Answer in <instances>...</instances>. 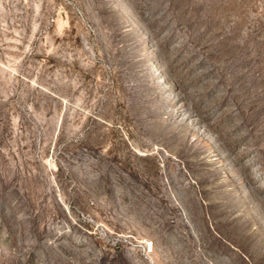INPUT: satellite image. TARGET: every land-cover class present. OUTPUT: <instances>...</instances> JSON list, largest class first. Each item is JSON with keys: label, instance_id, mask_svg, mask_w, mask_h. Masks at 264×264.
<instances>
[{"label": "rangeland", "instance_id": "374dc122", "mask_svg": "<svg viewBox=\"0 0 264 264\" xmlns=\"http://www.w3.org/2000/svg\"><path fill=\"white\" fill-rule=\"evenodd\" d=\"M0 264H264V0H0Z\"/></svg>", "mask_w": 264, "mask_h": 264}, {"label": "built area", "instance_id": "2783aa9c", "mask_svg": "<svg viewBox=\"0 0 264 264\" xmlns=\"http://www.w3.org/2000/svg\"><path fill=\"white\" fill-rule=\"evenodd\" d=\"M148 245H152V241H149V242H148Z\"/></svg>", "mask_w": 264, "mask_h": 264}]
</instances>
